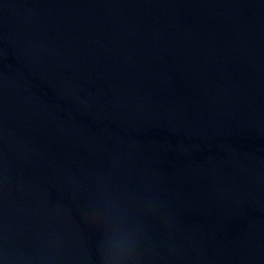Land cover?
Wrapping results in <instances>:
<instances>
[{"label":"water","instance_id":"95a60500","mask_svg":"<svg viewBox=\"0 0 264 264\" xmlns=\"http://www.w3.org/2000/svg\"><path fill=\"white\" fill-rule=\"evenodd\" d=\"M264 264V0H0V264Z\"/></svg>","mask_w":264,"mask_h":264},{"label":"clouds","instance_id":"9594fccd","mask_svg":"<svg viewBox=\"0 0 264 264\" xmlns=\"http://www.w3.org/2000/svg\"><path fill=\"white\" fill-rule=\"evenodd\" d=\"M130 241L118 232L106 234L100 243L102 264H129Z\"/></svg>","mask_w":264,"mask_h":264}]
</instances>
